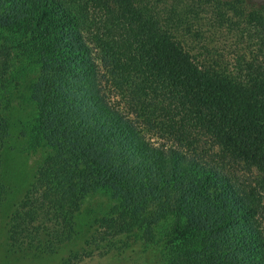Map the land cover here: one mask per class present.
<instances>
[{
	"label": "trees",
	"instance_id": "1",
	"mask_svg": "<svg viewBox=\"0 0 264 264\" xmlns=\"http://www.w3.org/2000/svg\"><path fill=\"white\" fill-rule=\"evenodd\" d=\"M32 73L8 252L59 255L101 197L60 264H264V1L0 0V222L6 111Z\"/></svg>",
	"mask_w": 264,
	"mask_h": 264
},
{
	"label": "rangeland",
	"instance_id": "2",
	"mask_svg": "<svg viewBox=\"0 0 264 264\" xmlns=\"http://www.w3.org/2000/svg\"><path fill=\"white\" fill-rule=\"evenodd\" d=\"M249 2L260 4L264 0H248ZM94 57L97 64H101V53L95 49ZM30 72L26 69L23 74H29ZM36 73H32L29 77L30 80L26 85L23 84L21 90L12 94L13 102L12 109L6 111V115L10 119V128L7 145L3 150V169L5 175V182L8 185V195L3 203V219L0 222V264H60L63 258L68 254V251L79 250L82 244V240L86 234V224L88 222V214L91 211L97 210L98 208H105L109 203L101 197H88L83 201L82 209L75 218L76 221V233L72 243L69 244L66 250H63L59 255L51 258L44 259H27L18 255H14L8 252L7 248V221L11 212L13 203L17 197H19L29 184L31 177L35 169L34 161L27 156L25 153V139L20 135L22 127L31 119L32 107L27 100V86L36 80ZM32 79V80H31ZM103 86L105 79H102ZM107 86H104L108 95L111 92L108 91ZM151 142L156 145L170 144L164 139L152 138ZM208 149V147H205ZM216 150V149H215ZM226 169L229 174L233 175L234 179L243 186L249 183L257 177L256 170L247 169L243 164L233 162H225ZM263 226V225H262ZM79 264H109L108 258L93 257Z\"/></svg>",
	"mask_w": 264,
	"mask_h": 264
}]
</instances>
